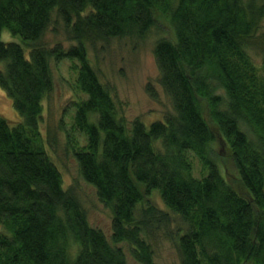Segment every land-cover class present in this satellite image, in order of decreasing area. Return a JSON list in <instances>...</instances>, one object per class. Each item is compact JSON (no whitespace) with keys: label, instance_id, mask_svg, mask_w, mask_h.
<instances>
[{"label":"trees","instance_id":"16d2710c","mask_svg":"<svg viewBox=\"0 0 264 264\" xmlns=\"http://www.w3.org/2000/svg\"><path fill=\"white\" fill-rule=\"evenodd\" d=\"M162 18L173 38L152 54L172 113L128 128L85 47L144 38ZM263 19V8L241 0H0V90L19 117L12 125L0 116V264H127L112 246L122 243L136 263L153 264L141 228L158 208L155 196L179 221V264H264ZM55 20L76 46L41 44ZM48 57L77 64L71 129L85 144L73 157L111 212L110 242L89 226L38 143L53 89ZM146 93L158 101L152 86Z\"/></svg>","mask_w":264,"mask_h":264},{"label":"rangeland","instance_id":"374dc122","mask_svg":"<svg viewBox=\"0 0 264 264\" xmlns=\"http://www.w3.org/2000/svg\"><path fill=\"white\" fill-rule=\"evenodd\" d=\"M241 2L245 6L253 4L258 9H264V0H241ZM263 31L264 19L260 23L258 34ZM7 34L3 31V41L9 40L10 35ZM172 38L170 24L167 19L162 18L144 38L113 39L99 43L95 47L91 45L85 47L87 57L95 67L100 80L110 86L115 93L128 128L136 118H139L145 126H149L153 121H161L159 119H162L165 114L172 113L169 101L158 84V70L152 54L154 45L159 40H172ZM41 44L50 50L55 46L67 49L76 46L77 42L71 39L63 24L55 20L45 32ZM245 51L255 64H261L262 58L258 53L249 49ZM48 63L53 89L43 103L38 143L46 149L60 171L64 189L78 197L89 226L100 230L110 242L111 212L97 200L94 189L83 181L73 157V148H81L85 144L84 137L71 129L74 115L72 101L75 95L80 96L75 88V72L71 69L72 65L77 64L68 60L55 62L51 57H48ZM1 66L0 64V68ZM258 74L264 78V70ZM148 85L156 91L158 101H153L146 93ZM0 116L12 125L19 122L11 101L1 90ZM242 130L250 140H256L246 125H243ZM214 150L219 153L217 146ZM218 162L222 165L221 161ZM224 162L231 170L226 159ZM192 163L193 175L199 177L202 172L197 160L192 159ZM155 202L158 208L153 211L155 214L145 227L141 228V238L152 250L153 264H179V258L172 243L179 221L173 215L163 213L165 211L162 210L163 207L157 196H155ZM112 246L122 249L127 264H138L129 255V248L125 243L112 244Z\"/></svg>","mask_w":264,"mask_h":264}]
</instances>
